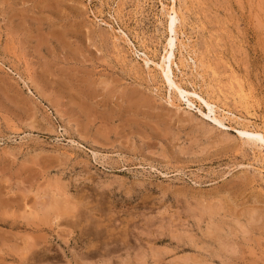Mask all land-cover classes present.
I'll list each match as a JSON object with an SVG mask.
<instances>
[{
    "label": "rangeland",
    "instance_id": "374dc122",
    "mask_svg": "<svg viewBox=\"0 0 264 264\" xmlns=\"http://www.w3.org/2000/svg\"><path fill=\"white\" fill-rule=\"evenodd\" d=\"M263 146L264 0H0V264H264Z\"/></svg>",
    "mask_w": 264,
    "mask_h": 264
},
{
    "label": "bare ground",
    "instance_id": "6f19581e",
    "mask_svg": "<svg viewBox=\"0 0 264 264\" xmlns=\"http://www.w3.org/2000/svg\"><path fill=\"white\" fill-rule=\"evenodd\" d=\"M176 9H174V7L173 6H171V11L173 12V13H176V11H175ZM169 25H170V29H171V33H172V31H173V29H172V19H170V21H169ZM178 28V27H177ZM170 33V34H171ZM167 46H169V48H171V46H172V40H171V38L167 41ZM168 56H172V52H171V50L168 52ZM166 68H167V72L165 71V75H166V73H167V75L168 74H170L171 73V67L169 66V65H167L166 66ZM167 80H169V77L167 76ZM177 87V86H176ZM178 88V87H177ZM242 88V87H241ZM238 98V97H237ZM246 131V130H245ZM244 132V131H243ZM252 135H253V133H251ZM250 134V135H251ZM255 134H256V136L259 138V139H261L262 140V138H263V136H262V134L261 133H258V132H255ZM254 134V135H255ZM256 136H255V138H256ZM252 137V136H251ZM254 138V137H253ZM263 143V142H262ZM264 147V146H263ZM60 199V198H59ZM55 205V204H54ZM52 206V205H51ZM61 208V207H60ZM50 209V208H49ZM210 212V211H209Z\"/></svg>",
    "mask_w": 264,
    "mask_h": 264
}]
</instances>
